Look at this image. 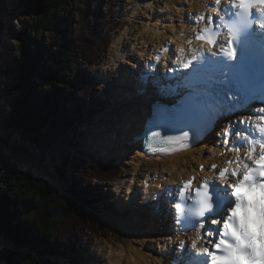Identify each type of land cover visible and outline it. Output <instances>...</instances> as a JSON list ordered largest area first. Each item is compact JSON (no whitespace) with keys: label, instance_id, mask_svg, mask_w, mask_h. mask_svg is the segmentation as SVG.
Returning a JSON list of instances; mask_svg holds the SVG:
<instances>
[{"label":"trees","instance_id":"1","mask_svg":"<svg viewBox=\"0 0 264 264\" xmlns=\"http://www.w3.org/2000/svg\"><path fill=\"white\" fill-rule=\"evenodd\" d=\"M39 1L21 31L25 36L20 49L21 68L25 72L50 70L57 74V80L33 83L26 79L16 114L36 132L37 139L46 143L59 137L79 114L81 99L77 105L66 106L61 98L82 88L79 94L87 97L91 82L85 77V66L98 64L107 54L113 27H106L103 8L107 0ZM50 32L54 35L43 46V36ZM39 125L47 126L46 133H37ZM67 167L73 173L74 186L70 190H60L48 179L20 167L12 169L0 201V236L14 246L2 250L5 264H59L25 252L23 246L59 255L65 247L75 248L77 241L88 234L100 236L111 231L92 201L78 197L77 191L85 194L91 176L112 179L117 167L80 157L64 159L58 172L62 174ZM71 264H75L73 260Z\"/></svg>","mask_w":264,"mask_h":264},{"label":"bare ground","instance_id":"2","mask_svg":"<svg viewBox=\"0 0 264 264\" xmlns=\"http://www.w3.org/2000/svg\"><path fill=\"white\" fill-rule=\"evenodd\" d=\"M134 1L138 3V6L135 8V15H138V12H140V8H144L145 11L147 10L146 21H141L142 25L140 24L138 32L130 44H125V46L122 48L117 46L118 42H115L114 51L111 54L112 67H106V73L101 76L103 82L108 83L107 86H109V84L112 85L113 88V101L112 103H109L110 117L106 115V121L97 125L99 129L97 135H92L93 137H91V139L88 140L86 144L84 143L86 147H89L91 145V148H89L88 150L84 149V152L87 155L95 158L102 157L104 159L116 157L119 159L120 163H123L125 167L130 166L135 170V172L129 174L130 178L128 181L123 180L113 188L117 195L120 192L124 191V195H129L128 199L131 200L129 201L130 203L126 202L124 207L120 208L121 213L129 215L128 223H124L129 230V232L124 231L125 235L128 238V243L126 245L119 243L111 244L109 245V247L102 246L98 255L96 256V262L100 264H163L165 257L160 253V249L165 250V248L161 245L163 243L158 242V240L162 236H158L157 233L159 228L155 225V221H158V218L155 217V220L154 217L150 214L142 212V207L147 208L145 205L137 207V205L140 204H136V198L133 196L135 192L133 191V193H131V191L133 190L134 181L137 178L149 176L151 172L157 169H160L164 173L168 174L170 181H174L176 179L185 177L188 172L198 169V166L201 163L208 162L210 160L209 150H207L208 146L206 144H199L197 147L191 150H188L186 152H176L173 155L146 157L145 153L141 152L140 150V142L136 141V147L134 149H130L131 144L130 146H128L127 141L131 143V140L122 139V137H125V135L127 134V132H125L126 130L121 131L120 125L122 123V120H125V118L127 119L128 115H130V110L131 114H133L137 111L138 108V105H136V102H134L135 98L132 95L133 92H131L130 94L128 92L129 89H126L133 86V84L131 86V80L129 76V73H131V65H134L132 60L136 57H138L139 59H142L143 56L148 57L150 55L149 50L151 49V47L156 48L160 45H163L165 39L177 36L178 32L182 31L183 26L186 28V30L188 29L191 32H195V30L191 28V26H189L188 22H185V17L187 12H190L194 8H198L201 6L200 0ZM16 3L17 0H0V31L4 30L6 31V33L8 31L10 32V28L6 29V11H16ZM143 5H145L146 8L145 6L143 7ZM6 47L7 45L4 48L0 47V51L2 50L3 52ZM167 56L169 57V55L165 56V62L169 60ZM153 60L154 61L152 62L158 63L157 60ZM208 62L210 64L212 63V61ZM123 63L125 65L124 67L122 66ZM160 63L161 61L159 62V64ZM1 64L5 65L8 70L13 69V67H11V64H9L8 62L3 61ZM177 70H179V68L176 69V71H174V74L172 75L173 81L178 86V88L183 89V87H181L176 79ZM8 88L10 89L11 87L10 85L6 84H4V86H1L0 88L1 96H4V99L2 100H5V102L6 98L9 99L7 93L5 92ZM137 92H139L138 89ZM154 94V88H150L146 91L147 96L152 97L154 96ZM142 100L146 101V98L143 97ZM5 110L6 108H4L3 111H0V115L2 118L3 116H5ZM138 112H140V110H138ZM11 120L12 119L9 118V120L6 121L4 127L0 128V131H4L7 122ZM140 121H142L141 123L144 124V121L146 120L142 118ZM2 124L3 122H0V126ZM135 124V119H131V122H129L128 124L131 128V131H133ZM20 132L21 131H19V133ZM135 132L136 136L138 137L139 132ZM8 134H11V130L8 132ZM15 136L16 135L12 134L9 138L8 136L0 132V148H6L1 141H7L8 149L6 148V153L12 158L14 162L18 164L21 169L29 170L37 175L43 176L45 179L51 180L52 183H55L54 177L56 179V176L50 172L46 163L40 159H37L32 152L27 151V149L30 150V147L26 145L23 146V144L20 143L19 139L15 138ZM57 148L58 147L56 145L51 147V150H55V153H57ZM24 153H27V155L29 156L25 155ZM41 153L44 156H47L49 154V151L46 150ZM57 162V160H51V163L49 165L55 166ZM100 185L101 184H99L98 187ZM133 204H135V206ZM123 214L118 216L119 221L113 220L117 225L121 223L119 227H121L122 229L124 228V226L122 225L124 221ZM163 221H167V219L164 218ZM164 223L165 226L168 225V223ZM164 231L166 232V230ZM167 235L170 234L167 233ZM162 239L165 241L167 238L163 237ZM168 239L172 240V238ZM3 244L4 246H7L8 243L4 242ZM205 246V243H202L199 245V248H203Z\"/></svg>","mask_w":264,"mask_h":264},{"label":"rangeland","instance_id":"3","mask_svg":"<svg viewBox=\"0 0 264 264\" xmlns=\"http://www.w3.org/2000/svg\"><path fill=\"white\" fill-rule=\"evenodd\" d=\"M27 0H17L16 4H19V15L15 16L13 15L15 13L11 11H6V29L10 28V32L8 31V36L4 37V40L6 38L7 47L6 49L0 51V63L2 61L5 62H10L11 67H15V72L8 73L9 75L1 76V86L10 85V89L8 90L9 92L7 93L8 98H6V108L7 111L5 118H11V122L9 125H11V129L14 130V135L15 138L19 139V142L23 144V146H29L30 152H33L34 155V150H36L35 145H33L31 137L32 135L30 134V126L29 124H26L25 121L22 119H19L16 114V104L19 99V97L23 94L25 89L23 88V85L26 81V79L29 78V81L31 82H37V83H42L46 82V80L49 82V80L55 82L57 80V74H51L50 70L47 71H41L38 69V71L35 69L33 72H25L21 69L20 64L21 63V55H20V49L22 46V41L25 38L24 34L21 32L23 31V24L26 19H30V16H33V9L35 6H38L40 4L39 0H35L34 3L26 2ZM21 2V3H19ZM135 6V7H134ZM138 6V3L134 0H107L106 4L104 6L103 12L106 16V27H113V35L111 38V43L109 44V49L108 53L102 57L101 60H99L98 64L94 65H87L85 66V77L87 80L91 82L90 85V92L86 93L87 97H81L79 92L84 90L83 88L81 91H71L68 94H66L64 97L61 98L62 104L65 103L66 106H69L70 103L73 105H77V102L79 99H82L80 101V104L78 105L79 107V114L77 115L74 123L68 127L64 132L57 138L52 141V144H55L54 146L57 145V153L54 152V154H59V157L64 158V159H72L76 157L77 155H82L83 157L95 161L97 163H102V162H112L119 170L121 173H119L116 177L114 176L110 181V185L116 186L120 182L128 181L130 178V173H131V167H125L123 163H120L118 158H115V161H111V158L109 159H104V158H95L92 156L87 155L85 152H78V149H89L91 148V145L89 147H86L84 143L86 144L87 141H83V138L86 134H89L90 136L92 135H97L98 133V126L100 123H104L106 121V115L110 117V111H109V103H112V85L109 84V91H105L103 86L105 85L102 80V75L106 73V70L108 66L112 67V56L111 54L114 51V44L115 42H118L117 46L118 47H124L125 44H130L131 41L134 39L136 36L139 26L142 22L146 21V15H147V10L141 9L140 6V12H138V15H135V8ZM145 5H143L144 7ZM146 8V6H145ZM9 12V13H8ZM64 13V11H63ZM77 21H79V18L77 17ZM142 25V24H141ZM12 31V32H11ZM127 31V32H126ZM130 32V33H129ZM125 33V34H123ZM6 34V31H5ZM10 34V35H9ZM54 32L46 33L43 36V41L42 45L47 46L51 38L53 37ZM125 35V36H124ZM121 37V38H120ZM123 38V39H122ZM125 39V40H124ZM128 42V43H127ZM5 52V54H4ZM7 54V55H6ZM14 60L16 57L18 60V64H13L11 62V58ZM9 63V64H10ZM124 67V63L122 64ZM10 71V70H8ZM6 71V72H8ZM35 71V72H34ZM5 78V82L3 79ZM78 80V79H77ZM102 82L104 85L99 84V82ZM4 82V84H3ZM82 84V83H79ZM6 90V91H7ZM92 90V91H91ZM82 94V93H81ZM6 95V96H7ZM85 96V95H84ZM110 97V98H109ZM2 99H4V96H1ZM85 98V99H84ZM5 101V100H3ZM112 113V111H111ZM17 123H21L22 125V130L18 127ZM6 122H3V124L0 126L4 127ZM87 125V126H86ZM90 125V126H89ZM46 125H45V130H46ZM87 129L85 132L83 131L84 129ZM10 129V127H9ZM19 131H21L19 133ZM82 131V132H81ZM43 133H46L44 131ZM6 134V133H5ZM4 134V135H5ZM12 135V134H11ZM8 136V135H6ZM20 136V137H19ZM11 137V136H8ZM93 137V136H92ZM96 138V137H95ZM83 141V143H81ZM53 145H51L52 147ZM50 147V148H51ZM25 148V147H23ZM74 150V153L72 152ZM5 151L6 153V148H0V154H3ZM37 151V150H36ZM46 151V150H44ZM49 151V150H48ZM43 152V151H42ZM27 155V153H24ZM36 154V153H35ZM29 156V155H27ZM55 161V160H53ZM59 161V160H57ZM47 165V164H46ZM14 167H18V164L16 162L10 161V159L0 155V198L2 197L3 190L6 189V181ZM133 169V168H132ZM26 170V169H24ZM29 171V170H27ZM70 169L68 170L69 173ZM31 172V171H29ZM34 176H41L37 175L33 172H31ZM53 173V171L51 172ZM54 174V173H53ZM56 176V179L54 177V185L56 184V187L59 188L60 190H65L64 187H70V181L67 179L62 180L61 176L59 173L54 174ZM95 176V175H94ZM43 177V176H41ZM44 178V177H43ZM49 180V179H48ZM57 182H56V181ZM60 180V181H59ZM51 183L52 181L49 180ZM88 181V180H87ZM99 183H97V180H93L90 184L86 182V185L84 188L86 190H92L95 194L99 187ZM76 190V188H75ZM106 188L103 190L106 192ZM124 190V189H123ZM104 204H107V202L104 201H98L95 206L97 208V212L99 215H101L106 221H108L111 224V231L105 234H100V236H97L95 234H88L86 237L82 238L80 243H77L75 248L71 247H65L62 249L63 256H55L51 255L48 256V258L57 261L59 264H71V260L75 264H100L96 262V256L98 255L100 249L102 246H107L111 244H123L126 245L128 243V238L125 235L124 231L129 232L128 228L126 227V223H128L129 215H125L124 221H123V226L124 228L122 229L119 225L114 223L113 220H110L107 218L105 212V206ZM103 206V207H102ZM108 206L107 208H109ZM127 217V218H126ZM127 220V221H126ZM125 223V224H124ZM127 241V242H126ZM0 242L4 243L3 241L0 240ZM7 246H1L0 245V252L5 249V247L11 246V243L5 241ZM3 247V248H1ZM27 251V250H25ZM102 262V261H101ZM0 264H4L2 260H0Z\"/></svg>","mask_w":264,"mask_h":264},{"label":"snow or ice","instance_id":"4","mask_svg":"<svg viewBox=\"0 0 264 264\" xmlns=\"http://www.w3.org/2000/svg\"><path fill=\"white\" fill-rule=\"evenodd\" d=\"M219 6L221 0H215ZM252 5H261L260 12L264 14V0H233V6H239L246 17L252 15ZM241 16L232 22L229 32H246L251 27L250 19ZM198 19L204 20L201 16ZM218 19H223L218 17ZM208 24L197 35V39L205 40L211 45L218 41L219 30L213 23V18L208 17ZM264 28V22L260 24ZM191 43V41H189ZM183 51V49H181ZM210 56L193 55L188 63L183 65L184 69H199L200 73L219 72L227 80L229 72L240 73L247 65L246 49L242 48L240 55H237V47L233 40H228L222 44L220 54L225 58V63L215 62L209 66L206 61H211L217 55L212 49L207 50ZM160 57H157L159 61ZM195 62V64L193 63ZM235 62V63H231ZM211 78V77H210ZM261 107L257 109L259 113H264V100L260 101ZM250 119V118H249ZM264 119V116H261ZM244 123L242 119L240 121ZM264 135V127L260 128ZM231 135V126L226 127L221 136L224 144L228 143ZM182 136L188 137V132H182ZM171 139V137H169ZM260 153L255 155V148L250 147L245 159L250 163L240 169L222 170L219 175L223 180L226 175L234 177L235 182L225 188L213 185L209 190L210 182L205 180L204 184L195 190V206L185 216V227L203 230V236L191 241L192 248H196L201 239L205 240V247L199 249L198 255L203 258V264H264V140L259 143ZM229 163H232L229 161ZM203 168V165L200 166ZM216 168V165H212ZM192 180L185 182V187L191 186ZM222 204V210L217 213L215 209ZM176 209L181 208V204L175 205ZM209 217H217L209 219ZM176 220V223H180ZM213 227H208V225Z\"/></svg>","mask_w":264,"mask_h":264},{"label":"water","instance_id":"5","mask_svg":"<svg viewBox=\"0 0 264 264\" xmlns=\"http://www.w3.org/2000/svg\"><path fill=\"white\" fill-rule=\"evenodd\" d=\"M4 30L0 31V47L4 48L5 47V43H4ZM3 62V61H2ZM8 71V68L5 65H2L0 63V82H1V76L4 72ZM1 93V92H0ZM1 104H2V99H1V94H0V108H1ZM56 185V184H55Z\"/></svg>","mask_w":264,"mask_h":264}]
</instances>
